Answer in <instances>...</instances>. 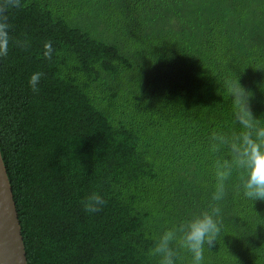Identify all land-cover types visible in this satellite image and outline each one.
<instances>
[{"label":"trees","instance_id":"16d2710c","mask_svg":"<svg viewBox=\"0 0 264 264\" xmlns=\"http://www.w3.org/2000/svg\"><path fill=\"white\" fill-rule=\"evenodd\" d=\"M20 5L5 13L0 148L28 264H155L154 238L211 202V134L239 130L225 81L264 117V0ZM92 193L105 204L89 213ZM219 204L203 264H264V201L233 178Z\"/></svg>","mask_w":264,"mask_h":264},{"label":"clouds","instance_id":"9594fccd","mask_svg":"<svg viewBox=\"0 0 264 264\" xmlns=\"http://www.w3.org/2000/svg\"><path fill=\"white\" fill-rule=\"evenodd\" d=\"M20 0H4L0 4V56H7L9 46V25L5 15L9 7H20ZM49 48V45L45 46ZM41 73L30 78L33 91ZM224 87L231 100L232 115L239 130L230 134L213 132L210 151L217 156L213 164L214 190L211 202L204 210L193 213L171 227H166L154 238L148 250L149 259L155 264H177L184 253L190 254V264H203L205 245L211 247L220 237L222 221L219 202L227 195L228 182L238 181L246 199L264 201V117L257 118L251 109L252 92L239 81H225ZM85 211L92 213L100 210L105 200L98 193H92L83 202Z\"/></svg>","mask_w":264,"mask_h":264},{"label":"water","instance_id":"95a60500","mask_svg":"<svg viewBox=\"0 0 264 264\" xmlns=\"http://www.w3.org/2000/svg\"><path fill=\"white\" fill-rule=\"evenodd\" d=\"M0 264H28L22 225L1 148Z\"/></svg>","mask_w":264,"mask_h":264}]
</instances>
